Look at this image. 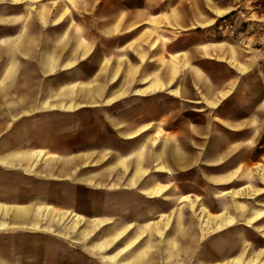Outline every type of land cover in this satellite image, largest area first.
Here are the masks:
<instances>
[{"label":"crops","instance_id":"obj_1","mask_svg":"<svg viewBox=\"0 0 264 264\" xmlns=\"http://www.w3.org/2000/svg\"><path fill=\"white\" fill-rule=\"evenodd\" d=\"M27 1L0 0V29L5 30L0 34V151H5L0 153V166L22 175V185H11L21 188L17 199L7 196L5 201L19 204L0 202V231L25 228L50 232L82 242L94 254V220H105L104 225L114 223L119 227L111 234L113 242L136 230L134 238L123 240V245L136 243L135 236L141 238L124 254L129 258L140 254L131 264H147L144 231L157 220L137 228L132 223L158 212V206H144L142 201L163 197L171 182L144 177L157 172L167 178L191 164V148L175 142L171 129L160 127L167 115L159 120L154 95L170 90L179 71L175 57L182 61L178 75L184 77L191 52L167 44L170 51L166 56H172L171 64L157 78V70L150 69L149 62L158 55L150 50L144 55V72L142 54L131 51L129 45L138 37L137 31L152 26L153 20L162 27H188L189 20L174 25L172 20L160 18L171 8L164 0H72L64 6L52 4L56 0L26 6ZM182 1L176 9L188 16L190 6ZM16 5H22L21 12L14 11ZM30 7L35 9L31 11ZM64 7L68 14L62 13ZM78 16L86 24L83 19L74 20ZM85 27L93 30L91 36L82 30ZM105 42L110 47L104 52L99 44ZM153 47L155 40L150 45ZM191 48L209 50L201 43ZM232 58L235 52L230 51L227 61ZM238 65L242 64L232 66L238 70ZM195 72L203 76L200 70ZM204 78V96L198 102L207 108L224 102L216 108L213 120L229 132L251 129L250 136L229 142L219 151L252 147L259 136V117L264 115V89L249 95L255 101L249 115L227 116L223 107L235 99V80L224 79L213 86L206 74ZM180 88L170 91L177 94ZM78 111L90 112L91 116L70 114ZM191 133L201 140L192 151H203L208 127L193 126ZM96 165L102 167L94 172ZM121 171H129L123 181ZM187 197L183 195L181 200L188 203ZM63 204L87 207L82 212L77 206L64 208ZM108 257L104 256L106 262ZM234 258L216 264H229ZM0 264L19 261L0 259Z\"/></svg>","mask_w":264,"mask_h":264},{"label":"rangeland","instance_id":"obj_2","mask_svg":"<svg viewBox=\"0 0 264 264\" xmlns=\"http://www.w3.org/2000/svg\"><path fill=\"white\" fill-rule=\"evenodd\" d=\"M48 1L29 0L25 4L35 6ZM179 2L164 0L171 8L168 15L163 13L160 18L166 22L172 20L174 25L186 23L188 18V27H162L153 20L152 26L137 31L138 37L129 49L142 54L144 72L147 69L144 55L149 50L158 55L149 62L150 69L157 70V78L162 69H169L171 64L172 56H166L170 51L167 44L176 50L190 49L186 60L189 71L186 70L183 78L178 75L182 70V61L175 57L179 71L174 75L170 90L181 86L182 92H157L154 98L157 100L159 120L167 115L160 127L171 129L175 142L191 148V164L188 169L174 172L167 178L157 172L145 175L144 179L153 178L157 182L169 180L171 183L163 197L142 201L144 206H158V212L150 213L149 219L132 224L137 228L147 221L157 220L152 228L144 231L147 235L143 236L142 245L148 248L147 264H216L231 257L240 258L243 264H251L248 261L250 258L257 259L255 264H264V115L259 117V136L252 147L219 151L225 149L229 142L250 136L251 129L229 132L212 118L217 116L216 108L224 102L221 101L215 108H207L204 103L198 102L204 96L201 87L205 83V74L213 86L231 78L236 84L232 93L235 99L223 107L224 114L247 116L252 112L255 101L249 95L253 90L261 92L264 89V0H183L184 5L190 6L188 16L176 9ZM72 3V0H56L52 4L64 6ZM42 8L45 9V5ZM21 9L22 5L14 7L18 13ZM34 9L30 7L31 11ZM62 13L68 14L69 11L64 7ZM82 19L85 22L83 17L74 18L78 21ZM209 20L212 22L202 25ZM79 29L75 28V31ZM82 30L92 35L91 28ZM4 33L5 30L0 29V34ZM154 40L155 47L150 48ZM197 43L206 44L209 50L203 52L200 48H191ZM99 46L104 52L110 47L108 42ZM230 51L235 52V59L227 61ZM237 62L242 64L238 65L241 67L238 70L234 68ZM195 69L200 70L203 76H199ZM146 110L149 112L150 109L147 107ZM70 114L82 115L83 118L91 116L90 112L80 111ZM198 125L208 127L210 133L203 139V151H192L194 145L201 141L191 133L192 127ZM235 147H238L237 143ZM101 167L96 165L92 170L97 172ZM128 174L129 171L120 175L122 181ZM21 181L20 171L0 166V202L9 206L19 204L5 201L7 196L17 199L21 188L11 185H22ZM183 195H189L185 198L188 203L181 200ZM61 206H77L82 212L87 207L83 204ZM227 217L232 220L230 224L226 222ZM104 221L94 220V254L89 253L82 242L50 232L13 228L0 231V259L4 262L18 260L19 264H108V261L109 264H124L126 261L131 264L132 260H139L140 254L131 258L124 254L134 245L121 251L127 245H123V240H132L136 230L123 240L113 242L111 234L119 227H114V223L104 225ZM135 238L138 243L141 236ZM100 245L105 247L100 249ZM106 254L115 258L106 262Z\"/></svg>","mask_w":264,"mask_h":264},{"label":"bare ground","instance_id":"obj_3","mask_svg":"<svg viewBox=\"0 0 264 264\" xmlns=\"http://www.w3.org/2000/svg\"><path fill=\"white\" fill-rule=\"evenodd\" d=\"M225 193V192H224ZM205 208V207H204ZM207 209V208H206ZM264 213V212H263ZM227 214V213H226ZM261 216V215H260ZM259 216V217H260ZM259 217H257V219L259 218ZM261 218V217H260ZM259 218V219H260ZM205 219V218H204ZM226 222L227 223H231L232 222V220L229 218V217H227V219H226ZM3 226V224H0V227H2ZM166 228V227H165ZM134 243L135 242H130V243H128L125 247H123L122 248V250L121 251H126L127 249H129L130 247H132L133 245H134ZM116 253V252H115ZM114 253V254H115ZM120 253V252H119ZM113 254V255H114ZM259 255V254H258ZM240 256V255H239ZM115 258V256H109L108 257V259L109 260H113ZM116 260V259H115ZM248 261H250V263L251 264H255L256 262H257V259L256 258H250ZM259 261H260V259H259ZM228 263V262H227ZM124 264H129V263H127V261H126V263H124ZM221 264V263H220ZM223 264V263H222ZM229 264H243V261L240 259V258H234L233 260H231V261H229ZM249 264V263H248Z\"/></svg>","mask_w":264,"mask_h":264}]
</instances>
